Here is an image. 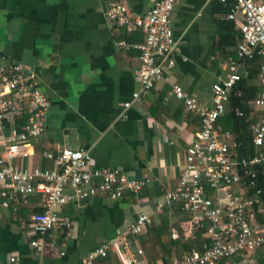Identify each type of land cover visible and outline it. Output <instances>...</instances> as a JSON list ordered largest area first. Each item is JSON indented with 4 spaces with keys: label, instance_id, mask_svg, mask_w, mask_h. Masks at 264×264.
<instances>
[{
    "label": "crops",
    "instance_id": "obj_1",
    "mask_svg": "<svg viewBox=\"0 0 264 264\" xmlns=\"http://www.w3.org/2000/svg\"><path fill=\"white\" fill-rule=\"evenodd\" d=\"M110 1L115 0H0V54L6 56L0 65L17 62L33 71L50 100L46 129L34 141V153L15 162L52 169L54 161L45 152L84 148L92 155V167L119 168L131 177L146 176L147 182L139 192L126 191L118 200L97 194L59 206L60 215L71 217L73 224L67 231L61 226L50 229L43 253L31 244L39 236L31 215L42 210L41 195L4 207L0 194V264H11L12 254L21 264H81L103 241L124 232L138 213L159 219L156 203L177 187L186 148L201 128L198 115L170 93L172 84L211 106L212 86L226 76L225 64L236 56L241 32L239 22L227 17L232 0H179L172 16L175 65L164 62V78L142 100L124 108L140 87L135 45L144 33L113 24L105 14ZM119 1L134 14H145L155 0ZM251 83L261 90L249 101L264 92L258 73ZM231 109L232 99L227 114ZM175 205L180 204L167 206L162 214L169 225L191 214L182 206L177 212ZM189 219L181 221L186 237ZM141 260L146 262L145 255ZM221 264H264V246Z\"/></svg>",
    "mask_w": 264,
    "mask_h": 264
},
{
    "label": "built area",
    "instance_id": "obj_2",
    "mask_svg": "<svg viewBox=\"0 0 264 264\" xmlns=\"http://www.w3.org/2000/svg\"><path fill=\"white\" fill-rule=\"evenodd\" d=\"M178 1L155 0L145 14L132 13L119 0L106 5L105 14L113 24L129 32L144 33V40L135 45L140 58V87L132 93L131 100L124 102V108L142 100L164 78V62L175 65L171 57L176 44L172 16ZM227 17L239 22L241 38L236 56L225 64L226 76L212 86L211 106L201 103L181 85L172 84L170 93L183 102L187 111L198 115L201 128L186 148L177 187L157 201L154 212L162 215L167 206L180 204L192 212L184 225L188 236L195 227L208 223L204 233L207 241L203 251L192 249L161 264H221L223 259L264 246V219L259 220L260 215L264 218V92L249 101L253 113L240 105L235 108L236 115L247 124L242 139L219 124V119L227 114L233 91L244 77L242 69L257 56L262 58L258 79L264 88V1L232 0ZM5 58L0 54V60ZM237 95L242 92L238 90ZM49 106L50 100L33 71L17 62L0 65L1 204L9 207L13 201L27 202L31 195H41L42 210L31 215L34 232L39 235L31 244L41 253L48 247L46 235L50 229L61 226L67 231L73 224L71 217L60 215L59 206L97 194L118 200L126 191L139 192L147 182L146 176L131 177L119 168L92 167V155L84 148L63 146L58 153L45 152L54 161L52 169L16 163L17 158L34 153V141L46 129ZM23 116H27V122L18 127L17 119ZM246 138L251 140L253 150L241 155L240 148L248 149ZM152 222L151 214L138 213L124 232L103 241L81 264H94L113 254L121 264H146L141 260L145 252L138 238ZM172 235L179 236L177 228ZM67 236L68 232L64 238ZM59 252L65 254L64 250ZM9 259L11 264H21L14 254Z\"/></svg>",
    "mask_w": 264,
    "mask_h": 264
},
{
    "label": "trees",
    "instance_id": "obj_3",
    "mask_svg": "<svg viewBox=\"0 0 264 264\" xmlns=\"http://www.w3.org/2000/svg\"><path fill=\"white\" fill-rule=\"evenodd\" d=\"M261 59V57L257 56L246 63L245 77L237 84L232 93V109L225 118L221 117L219 119L224 129H232L238 132L240 139H242L243 135L246 133L244 129H246L247 124L244 122L243 118L236 115L234 108L240 105L248 111L247 102L255 97L261 90L259 86L252 85L251 83V80L257 76ZM238 90L242 92L241 96L237 95ZM26 122L27 116H23L17 119V126L21 127ZM246 139L248 140L246 143L248 149L242 150V148H240L239 152L241 155H246L253 150L251 140L249 138ZM211 195L215 196V192H211ZM175 209L177 212L183 211L181 205H175ZM188 212L189 211H187V213ZM191 214H184L183 217L171 225L167 223V216L160 215L159 219L153 218V222L148 226L147 231L139 236L141 246L145 252L146 264L167 263L172 261L175 257L183 256L186 251H191L192 249L199 251L204 250L207 241L204 233L208 227V223L195 227L190 237L185 236L184 230L181 227L182 219L191 218ZM174 227L179 231V236L177 238H174L172 235V229ZM94 264H118V260L110 255L97 260Z\"/></svg>",
    "mask_w": 264,
    "mask_h": 264
}]
</instances>
